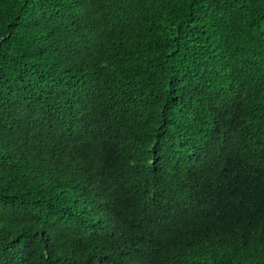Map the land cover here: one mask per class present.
<instances>
[{
    "label": "trees",
    "instance_id": "trees-1",
    "mask_svg": "<svg viewBox=\"0 0 264 264\" xmlns=\"http://www.w3.org/2000/svg\"><path fill=\"white\" fill-rule=\"evenodd\" d=\"M0 264H264V0H0Z\"/></svg>",
    "mask_w": 264,
    "mask_h": 264
}]
</instances>
